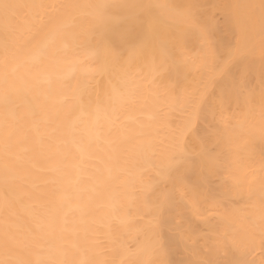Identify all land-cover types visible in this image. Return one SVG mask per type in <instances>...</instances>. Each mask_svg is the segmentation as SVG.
<instances>
[{
	"label": "bare ground",
	"instance_id": "obj_1",
	"mask_svg": "<svg viewBox=\"0 0 264 264\" xmlns=\"http://www.w3.org/2000/svg\"><path fill=\"white\" fill-rule=\"evenodd\" d=\"M264 264V0H0V264Z\"/></svg>",
	"mask_w": 264,
	"mask_h": 264
},
{
	"label": "snow or ice",
	"instance_id": "obj_2",
	"mask_svg": "<svg viewBox=\"0 0 264 264\" xmlns=\"http://www.w3.org/2000/svg\"><path fill=\"white\" fill-rule=\"evenodd\" d=\"M200 264H204V262H200ZM209 264H210V262H209Z\"/></svg>",
	"mask_w": 264,
	"mask_h": 264
}]
</instances>
